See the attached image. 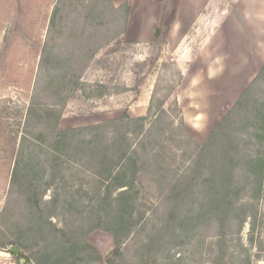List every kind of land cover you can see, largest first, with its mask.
Here are the masks:
<instances>
[{
  "label": "rangeland",
  "instance_id": "rangeland-1",
  "mask_svg": "<svg viewBox=\"0 0 264 264\" xmlns=\"http://www.w3.org/2000/svg\"><path fill=\"white\" fill-rule=\"evenodd\" d=\"M151 2L153 6L139 7L138 11L149 10L148 13L157 15L154 29L163 21L165 30L159 42L153 37L151 41L140 40L137 44L127 41L125 35L116 38L119 28L115 20L120 17L110 10L102 11L105 4L96 0H0V264H18L10 251L12 247L30 257V263L21 258L20 263L25 261L21 264H36L38 251L48 242L62 240L59 234L49 236L48 225L41 230L29 212L23 210L25 200L20 187L12 182L23 137L39 130L40 109H57L59 117L52 116L44 122L50 129L55 124L61 131L84 128L125 116L147 117L153 94L159 89V98L169 97L165 107L169 117L175 122L183 118V133L186 131L202 145L255 80L256 91L261 90L257 92L258 97L264 100V78L258 79L264 68V56L257 58L243 50V41L237 33L247 35L251 30L241 20V9L235 7L237 0ZM97 3L98 8L94 10ZM57 7H61L59 16L63 21L55 31L51 30V23ZM100 11L104 14L100 15ZM52 35L60 37L56 45L49 43L60 53L82 48L81 55H84L99 48L81 74L78 87L66 89L60 95L54 94V86L45 85L50 75L48 70L41 69L42 48ZM35 103L39 108L30 114ZM127 123L124 120L120 124ZM236 127L245 140L240 147L248 155H256L257 151L264 155V140L245 143L255 132L251 124ZM181 132V126L168 132L177 133V141L166 144V156L170 158L164 163L169 162L171 169L165 178L156 175L158 167L152 157H148L152 165L149 169L154 172L138 175L135 181L137 217L139 209L147 217H153L158 207L163 212V193L171 180L185 173L190 164L184 152L187 139ZM132 142L144 154L137 145L138 140L133 138ZM44 147L47 152H53L48 142ZM84 158L82 153H75L73 159L64 156V180L58 178L43 190V201L51 202L44 209L45 216L58 229L77 237L86 236L98 251L96 257L87 249L85 259L79 264H109V254L115 247L113 236L103 229L91 231L89 235L84 233L93 228L98 214L106 215L109 209V201L104 205L99 196L106 198L110 191L114 198L127 188L118 189L117 184L111 183L108 191L109 183H102L95 174L96 168L92 169L89 159ZM58 184L61 186L57 191ZM247 190L240 200L249 207L240 232L236 222L233 227H221L217 220L211 219L209 225L197 229L193 241L183 245L175 243L178 246L170 252L172 260L182 258L183 262L176 264H264V194L258 197L252 186ZM200 193L197 198L202 197ZM55 195L60 202L57 205L52 202ZM150 228L151 224L146 229L138 227L122 246L124 259L116 258L110 264H139V247L151 232ZM153 256L157 264H170L165 255L153 253Z\"/></svg>",
  "mask_w": 264,
  "mask_h": 264
},
{
  "label": "trees",
  "instance_id": "trees-1",
  "mask_svg": "<svg viewBox=\"0 0 264 264\" xmlns=\"http://www.w3.org/2000/svg\"><path fill=\"white\" fill-rule=\"evenodd\" d=\"M96 1L105 4L102 11L110 10L120 17L115 20L119 28L116 38L125 35L131 12V1L127 0L119 7H116L112 0ZM93 7L96 10L98 3ZM60 11L61 7L55 9L51 30L56 31L58 24L61 25L63 21L59 16ZM102 11L100 15L104 14ZM164 30L162 21V25L154 29L155 41L161 40ZM57 38L60 37L52 35L50 41L42 48L41 69L48 70L50 75V80L45 85L54 86V94L60 95L65 93L66 89L75 90L78 87L81 74L94 59L99 48L86 52L88 54L84 55H81L82 48H77L72 53H60L49 44L56 45ZM263 78L264 68L258 76L259 80ZM255 81L202 145L195 142L186 131L183 133L185 125L183 118L175 122L169 117L170 112L165 108L169 97L159 98V89H156L153 94L147 117L129 119L125 116L122 119L84 128L61 131L55 124L50 129V125L47 126L44 122L52 116L59 117L57 109L51 107L40 109L41 113H37L39 130L30 136L23 137L21 149L16 156L17 168L12 178L13 185L16 187L17 184L18 188L20 187L25 200L23 210L26 213L29 212L32 220L40 225V229L48 225L49 236L51 233L56 236L59 234L62 239L48 242L43 250L38 251L35 254L36 264H79L85 259L87 249L92 250L96 257L99 256L95 247L87 241L86 236L77 237L66 230L58 229L52 220L45 216L44 209L51 202L43 201L44 187L52 186L58 178L60 181L64 180V156L73 159L75 153H82L84 159H89L92 169L96 168L95 174L99 180L102 183H109L106 187L108 191L111 183L117 184L118 189L127 188L120 191L114 198L110 191H106V198L99 196L104 205L109 201V207H107L109 209L106 215L98 214L93 228L89 233H84L89 235L91 231L103 229L113 236L115 247L109 254V264L116 258L124 259L122 246L138 230V227L146 229L149 224H151V232L139 247V258H141L139 264H157V258L152 259L153 253L156 256L165 255V260L170 264L183 262L182 258L174 262L170 256L171 250L178 246L175 243L183 245L188 240L193 241L197 235H195L197 229L203 225H209L211 219L217 220L221 227H233L236 222L240 232L249 208L248 205L240 203L242 193L252 186L258 197L264 194V155L260 151H257L256 155H248L243 147H240L245 140L242 138L241 130L236 127L250 124L253 127L255 132L250 134L249 141L245 143L264 140V100L258 97L257 92L261 90L256 91ZM38 108L36 104L30 109V114L36 112ZM124 120L128 123L120 124ZM176 126H181V133L187 139L184 152L190 159V164L185 173L171 180L168 189L163 193L162 203L165 205L163 212L158 207L153 217H147L146 212L139 209L137 217L138 199L135 181L140 173L154 172L149 169L152 166L150 157L157 164L156 175L164 179L167 172H170V163H164L165 159L170 158L166 156V144L169 141H177L175 139L177 133H168ZM133 127L135 130H132ZM123 128L124 131H122ZM133 138L138 140L137 145L144 154L134 147ZM139 138H141L140 143ZM46 142L49 143L52 153L45 150ZM38 167H41L40 172L37 171ZM48 175L50 179H46ZM157 181L162 180L157 179ZM58 185L57 191L61 186ZM197 193L202 194V197L197 198ZM52 202L55 205L59 204L58 196ZM13 254L18 264H21V258H25L27 263H30V257L24 254Z\"/></svg>",
  "mask_w": 264,
  "mask_h": 264
},
{
  "label": "crops",
  "instance_id": "crops-1",
  "mask_svg": "<svg viewBox=\"0 0 264 264\" xmlns=\"http://www.w3.org/2000/svg\"><path fill=\"white\" fill-rule=\"evenodd\" d=\"M112 1L114 5L118 7L123 5L127 0ZM130 1L132 4L131 12L128 20L127 32L125 34L127 41H133L137 44H139L140 40L147 39V41H151L154 37L153 29L158 23L156 19L157 15L155 17L152 15V12L148 13L149 10H145L144 12L141 11L140 13L138 10L139 7L153 6L154 3L151 2V0ZM158 4L160 5L161 3ZM155 5L157 6V4ZM235 7L241 9V20H243L251 30L250 33H246L247 35H244L242 32L237 33L238 38H241L243 41V50L247 54L262 58V56H264V0H237ZM134 8L136 9L134 10ZM252 9H254V11ZM217 34L218 31L215 32V35ZM245 40H247V42H245ZM255 40L258 42L256 45H254ZM244 51L243 53L245 54Z\"/></svg>",
  "mask_w": 264,
  "mask_h": 264
},
{
  "label": "water",
  "instance_id": "water-1",
  "mask_svg": "<svg viewBox=\"0 0 264 264\" xmlns=\"http://www.w3.org/2000/svg\"><path fill=\"white\" fill-rule=\"evenodd\" d=\"M10 251L15 253L16 255H19V253H20V250L17 247L10 248ZM24 262H25L24 260H21V263H24Z\"/></svg>",
  "mask_w": 264,
  "mask_h": 264
}]
</instances>
